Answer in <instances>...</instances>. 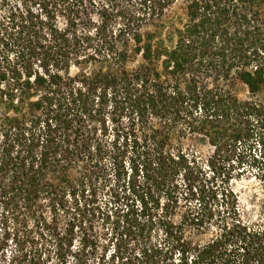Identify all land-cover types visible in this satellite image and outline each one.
I'll return each instance as SVG.
<instances>
[{
    "label": "trees",
    "instance_id": "1",
    "mask_svg": "<svg viewBox=\"0 0 264 264\" xmlns=\"http://www.w3.org/2000/svg\"><path fill=\"white\" fill-rule=\"evenodd\" d=\"M242 178L264 0H0V264H264Z\"/></svg>",
    "mask_w": 264,
    "mask_h": 264
},
{
    "label": "rangeland",
    "instance_id": "2",
    "mask_svg": "<svg viewBox=\"0 0 264 264\" xmlns=\"http://www.w3.org/2000/svg\"><path fill=\"white\" fill-rule=\"evenodd\" d=\"M179 10L176 5L171 11ZM180 11V10H179ZM207 150L206 146H203ZM239 198L240 209L246 219H258L263 216L264 185L254 178H242L233 183Z\"/></svg>",
    "mask_w": 264,
    "mask_h": 264
}]
</instances>
